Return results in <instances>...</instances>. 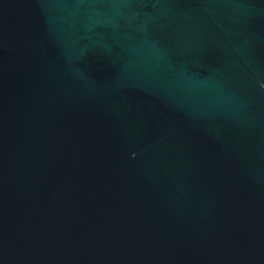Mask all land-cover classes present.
Here are the masks:
<instances>
[{"label": "water", "instance_id": "water-1", "mask_svg": "<svg viewBox=\"0 0 264 264\" xmlns=\"http://www.w3.org/2000/svg\"><path fill=\"white\" fill-rule=\"evenodd\" d=\"M0 264H264V0H0Z\"/></svg>", "mask_w": 264, "mask_h": 264}]
</instances>
